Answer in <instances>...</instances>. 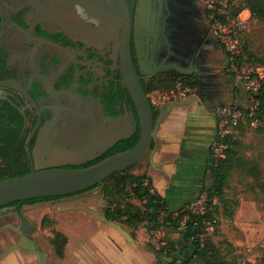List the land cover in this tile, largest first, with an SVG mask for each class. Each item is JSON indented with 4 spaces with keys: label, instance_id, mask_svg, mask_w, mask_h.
I'll return each mask as SVG.
<instances>
[{
    "label": "flooded vegetation",
    "instance_id": "obj_1",
    "mask_svg": "<svg viewBox=\"0 0 264 264\" xmlns=\"http://www.w3.org/2000/svg\"><path fill=\"white\" fill-rule=\"evenodd\" d=\"M210 3L0 0V181L45 169L90 167L138 144V110L127 82L129 48L150 98L148 85L156 77H202L206 85L215 81L225 50L214 30ZM153 49L168 55L166 63L182 62L186 72L191 65L200 72L182 76L172 67L146 81L139 62L153 69L144 65V56ZM133 123L137 129L130 138L102 153L95 150L101 137L131 131ZM133 139L138 142L128 147ZM97 188L1 207L0 244L4 250L25 238L40 244L39 227L30 216L34 208L46 203L60 216Z\"/></svg>",
    "mask_w": 264,
    "mask_h": 264
},
{
    "label": "crops",
    "instance_id": "obj_2",
    "mask_svg": "<svg viewBox=\"0 0 264 264\" xmlns=\"http://www.w3.org/2000/svg\"><path fill=\"white\" fill-rule=\"evenodd\" d=\"M221 60L217 69L218 77L206 85L204 100L189 106L173 108L160 124L152 152L136 167V173L147 175L151 179L154 191L166 198L169 207L175 211L187 208L189 203L207 190L213 182L210 148L217 134L216 108L222 105L242 108L248 106L249 95L244 85L237 83L227 72L229 61L225 51L221 55ZM195 80L199 82L198 78ZM154 92L157 93V99H153L154 103L168 102L167 91ZM100 192L91 191L80 197L79 202L72 204L94 207L99 201ZM226 194L225 202L221 203L214 199V211L220 212L222 216L227 214L234 217L236 227L247 231L250 226L245 222L250 220L249 214L251 217L258 214V203L244 197L242 193L235 201L230 198L227 189ZM232 201L235 203L234 210L230 208ZM64 209L56 227L68 238L64 256L57 255L49 240L46 247L40 242L49 254L48 264H165V259L159 257L149 245L148 231L143 225L134 231L133 243L117 229L97 220L87 212ZM225 222L224 232L227 231ZM128 230L132 234V230L129 228ZM165 232L168 240L178 242L181 238L178 231ZM228 240L236 248H252L257 244L249 236L245 240L231 237ZM0 264L39 262L36 254L17 250Z\"/></svg>",
    "mask_w": 264,
    "mask_h": 264
},
{
    "label": "trees",
    "instance_id": "obj_3",
    "mask_svg": "<svg viewBox=\"0 0 264 264\" xmlns=\"http://www.w3.org/2000/svg\"><path fill=\"white\" fill-rule=\"evenodd\" d=\"M216 7L212 9V15L220 19H224L228 15L237 17L244 10H249L252 17L264 20V0H228L225 6L217 4ZM221 7H224L226 13L219 12ZM245 54L248 56L250 63L255 65L246 51ZM262 62L264 63V58ZM181 79L185 85L195 88L198 92L200 84L195 78L185 77ZM177 80L170 77H156L150 81L148 92L168 88L167 86L172 85ZM260 100L261 106L257 115L259 121L257 127L262 122L264 123V85ZM239 108L246 110L242 107ZM242 122H247L250 126H253V119L246 116L238 125L237 130H239ZM233 135L231 134L227 138L229 149L225 159L217 161L211 155L210 170L213 182L204 191L207 192L210 198L211 206L214 203V199L221 203L226 201V189L230 185L231 176L236 168L244 166L245 163L238 156L236 149L238 141L233 139ZM137 142L138 139L129 141L128 147L134 146ZM131 170L132 167L122 172H115L104 181V194L107 202L105 211L109 220L128 227L132 230L133 236L135 235L134 231L138 230L142 225L146 227L149 233H155L160 229L180 232L181 238L178 242L168 240L167 245L159 250L150 245L159 257L165 259V264H177L178 260H181L182 264H241L236 256L231 255L229 248L222 249L221 245L214 242L212 236L206 237L204 244H202L200 238L197 237L202 232V218L189 212L186 207L179 211L171 209L166 198L155 191H151L153 186L151 179L147 175L135 174ZM136 200L140 201L142 206L136 204ZM175 213L178 215L174 216ZM215 214L216 212L210 209L208 217L217 219ZM186 216L188 217L186 224L183 228H180L179 221ZM216 224L217 232L218 221ZM52 233L50 243L53 245L57 255L63 257L68 238L64 233L56 229ZM193 236H196V238L192 239ZM224 242L227 247L233 246L229 240L225 239Z\"/></svg>",
    "mask_w": 264,
    "mask_h": 264
},
{
    "label": "water",
    "instance_id": "obj_4",
    "mask_svg": "<svg viewBox=\"0 0 264 264\" xmlns=\"http://www.w3.org/2000/svg\"><path fill=\"white\" fill-rule=\"evenodd\" d=\"M134 4L135 0H133V5ZM134 12L133 7L131 12L132 16L134 15ZM132 16L131 18H133ZM144 57V65L149 64L153 67V69L147 70L143 66V61L140 60L139 66L140 69L142 68V74L144 75L143 79L146 81L156 77L159 73H164L166 69L172 67L180 71L182 76H191L194 71L200 72L199 67L195 68L193 65L190 66L191 70L186 72L185 66L182 62L171 61L166 63L168 55L163 57L162 52L157 49L149 51ZM127 67V82L130 93L137 106V114L141 127V135L138 144L128 151L107 157L90 167L81 169H45L34 171L26 176L1 180L0 208L20 200L77 194L88 191L98 185L100 186L101 192L99 194L97 207L70 205L67 206L66 209L87 212L97 220L114 227L131 242L135 243L131 232H129L122 224L108 219L105 211L107 202L104 194V181L111 174L125 171L147 157L153 150L152 145L153 142L157 140V132L162 120L168 116L175 107L189 106L199 100L203 101L206 93V81L204 78L198 77L201 81V90L190 98L157 104L152 102L143 87L141 82L142 77L137 72L130 48L127 52ZM203 74L206 73L204 72ZM1 100L4 101L6 99ZM132 119H134V116H132ZM136 129V124L133 123L131 131L125 133L117 131L115 135L106 139L101 137L99 146L96 147L95 150L99 151V153L106 151V149L115 145L119 140L130 138ZM17 250H25L36 254L39 264H48V252L41 248L37 239L32 238L22 239L20 242L12 244L3 250L0 253V262Z\"/></svg>",
    "mask_w": 264,
    "mask_h": 264
},
{
    "label": "rangeland",
    "instance_id": "obj_5",
    "mask_svg": "<svg viewBox=\"0 0 264 264\" xmlns=\"http://www.w3.org/2000/svg\"><path fill=\"white\" fill-rule=\"evenodd\" d=\"M227 2L228 0H214L213 6L217 8V4L224 5ZM245 16L248 17L249 12H246ZM241 38L245 51L251 58V61L255 65H263L264 20L251 16L248 22V29L241 33ZM176 83L177 82L160 91H167L166 93H170V90L175 87ZM154 91L155 90L151 91L150 94L151 98L155 100L157 99V93ZM233 139L238 141L236 147L238 156L242 158L245 163L244 166L234 170L230 179V185L227 188L228 195L235 201L242 193L244 197L256 201L259 210L257 212L258 214L254 217H251L249 214L250 220L245 222L250 226L247 231L240 230L236 227L234 217L227 216V214L222 216L220 212L216 213L218 231L212 235V239L214 242L221 245L222 249L229 248L231 255L236 256L241 264H264V123L262 122L260 126L256 128L250 126L247 122H242L237 133L233 135ZM136 170L137 169L133 167L131 172L137 174ZM99 189L100 188H97L96 190L100 191ZM135 203L142 206V203L138 200H136ZM230 205L231 210H234L233 206L235 203L232 201ZM34 209L35 210L30 212V216L39 227L37 235L40 236L42 245L46 247L47 241L51 235H53L52 231L59 225V215H56V208L46 203L40 204ZM211 209L213 211L215 210L214 205H212ZM44 216H46V219L44 220L43 228H41V221ZM230 219H232V221H230ZM224 221H226V232L223 231ZM248 236L257 242L252 248H236L233 243L232 247H227L224 242L225 239L228 240L230 237L233 239L245 240ZM148 237L150 242L149 245H151L154 233L148 232ZM3 246L4 244H0V253L4 250Z\"/></svg>",
    "mask_w": 264,
    "mask_h": 264
},
{
    "label": "built area",
    "instance_id": "obj_6",
    "mask_svg": "<svg viewBox=\"0 0 264 264\" xmlns=\"http://www.w3.org/2000/svg\"><path fill=\"white\" fill-rule=\"evenodd\" d=\"M214 0H211V7L214 8ZM226 4H224L225 6ZM219 12L226 13L224 7ZM249 12L246 17L245 13ZM213 16V15H212ZM251 18L249 10H245L237 17L226 16L224 19L213 16L214 30L216 35L221 39L223 47L228 56L227 72L230 73L237 83H242L248 92L249 102L246 110L240 109L235 105H222L216 109L217 117V134L211 144V155L217 161L225 159L228 154L229 144L227 138L234 134L238 125L246 116L253 119L252 125L257 127L259 124L257 115L261 106L260 94L264 85V66L252 65L248 56L245 54L241 33L248 29V22ZM197 94V90L184 84L182 79H178L175 87L167 94V100L187 99ZM154 192V189L151 188ZM187 209L192 214L202 218V232L197 235L202 244L205 238L212 236L216 232L217 219L209 218L208 214L211 209L210 198L207 192L201 193L193 199ZM178 214L175 213L174 216ZM187 216L179 221L180 228H183L187 221ZM193 236L192 239H195ZM168 243V237L164 230L160 229L154 233L151 245L155 249H161ZM177 264H182L178 260Z\"/></svg>",
    "mask_w": 264,
    "mask_h": 264
}]
</instances>
